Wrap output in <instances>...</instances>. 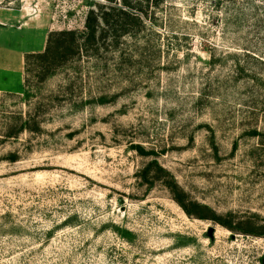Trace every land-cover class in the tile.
<instances>
[{
	"label": "rangeland",
	"instance_id": "1",
	"mask_svg": "<svg viewBox=\"0 0 264 264\" xmlns=\"http://www.w3.org/2000/svg\"><path fill=\"white\" fill-rule=\"evenodd\" d=\"M125 1L140 4L145 31L51 76L31 64L23 88L16 51L42 53L51 32H84L96 4ZM0 9H25L33 26H0V84L18 92H0V264H262L264 239L188 217L139 172L156 158L190 200L264 221V143L251 135L264 134V0Z\"/></svg>",
	"mask_w": 264,
	"mask_h": 264
},
{
	"label": "trees",
	"instance_id": "2",
	"mask_svg": "<svg viewBox=\"0 0 264 264\" xmlns=\"http://www.w3.org/2000/svg\"><path fill=\"white\" fill-rule=\"evenodd\" d=\"M139 5L137 3L135 9L126 1L123 6L112 2L96 4L87 14L84 32L74 30L51 32L42 53L28 54L25 57V86L27 71L31 64L37 63L40 66L41 77L51 76L71 61H76L84 55L97 58L105 50L119 48L122 38L137 36L145 31L147 23ZM30 130V123L26 121L21 125L20 133ZM251 135L259 137L260 144L264 143V134L258 131V128H255ZM5 137L14 136L7 134ZM133 149L142 156L156 155L154 151L146 152L141 145ZM6 159L15 163L18 156L11 154ZM139 178L149 192L156 184H163L173 195L174 201L190 218L211 220L232 233L264 239V221H258L253 217L235 219L232 215L220 216L208 206L190 200L173 175L164 169L156 158L142 168Z\"/></svg>",
	"mask_w": 264,
	"mask_h": 264
},
{
	"label": "crops",
	"instance_id": "3",
	"mask_svg": "<svg viewBox=\"0 0 264 264\" xmlns=\"http://www.w3.org/2000/svg\"><path fill=\"white\" fill-rule=\"evenodd\" d=\"M0 12H2V14H0V26H3V27H7V24L10 20L14 21L16 20L17 21V27H11V29L13 30H16L17 31V34L21 36V34H23L25 31L27 30H30V29H33L31 26L32 23L31 21H29V23L25 22L23 19L26 17V15H23L24 12H26L25 9H23L22 11H18V10H13V9H8V10H3V9H0ZM8 14V18L6 17L5 14ZM16 13H20V15H16ZM19 19V21H18ZM22 20L25 22V23H21ZM20 23V24H19ZM27 23V24H26ZM40 28H37L36 30H38ZM16 53L18 54V57H17V61H18V66L21 68V72H22V81H23V88L25 87V57L26 55H28V51L26 49H20L18 51H16ZM34 54V53H32ZM6 82L7 79H6ZM3 83V84H0V92H4V93H18L16 91H14L13 88L14 85H9L7 83Z\"/></svg>",
	"mask_w": 264,
	"mask_h": 264
},
{
	"label": "water",
	"instance_id": "4",
	"mask_svg": "<svg viewBox=\"0 0 264 264\" xmlns=\"http://www.w3.org/2000/svg\"><path fill=\"white\" fill-rule=\"evenodd\" d=\"M212 233H213V230H210V232H209V235L211 236V235H212Z\"/></svg>",
	"mask_w": 264,
	"mask_h": 264
}]
</instances>
